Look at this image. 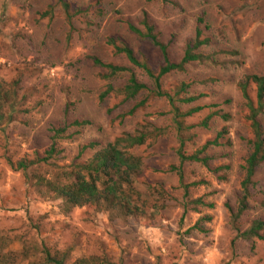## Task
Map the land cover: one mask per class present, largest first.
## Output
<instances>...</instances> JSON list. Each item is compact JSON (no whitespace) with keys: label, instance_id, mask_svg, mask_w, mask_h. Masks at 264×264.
I'll use <instances>...</instances> for the list:
<instances>
[{"label":"rangeland","instance_id":"obj_1","mask_svg":"<svg viewBox=\"0 0 264 264\" xmlns=\"http://www.w3.org/2000/svg\"><path fill=\"white\" fill-rule=\"evenodd\" d=\"M62 1L69 5L71 20L57 0H0V93L8 98L0 122V249L11 251L15 264H27L25 255L42 258L44 248L53 254L70 251L68 264L83 257L98 264H264V233L263 239L238 236L228 209L238 202L240 165L250 152L252 136L238 83L249 74L264 75V0ZM50 5L54 6L53 17L41 19L38 13ZM143 12L162 41L172 40L168 49L172 61L181 59L197 26L210 38L201 48L208 60L192 62L185 72L163 79L169 92L185 81L191 83V94L204 95L192 106L218 105L185 122L197 123L218 110L230 116L223 120L218 115L209 127L195 128L196 138L185 147L192 153L217 132L227 131L222 145L207 151L217 156L212 167L227 168L214 174L200 163L184 167L186 182L205 181L191 188V197H203L213 204L186 217L178 176L167 172L178 163L168 101L150 100L144 110L121 122L119 115L135 104L117 107L121 101L117 91L129 73L105 79L102 74L107 70L92 60L98 57L105 63L130 66L125 57L113 54L109 45L113 39L130 46L154 67L160 66L161 51L128 27L129 22L139 25ZM109 84L116 92L101 100ZM147 120L163 127L164 134L130 150L142 156L144 163L135 182L144 192L139 204L148 206L146 215L113 219L96 205L67 211L62 198L42 183V179L70 171L74 163L87 161ZM261 120L264 124V116ZM74 121L88 123L71 125L54 139V130ZM54 142L59 152L47 164H34L25 173L14 168L24 159L45 157ZM88 143L97 145L77 159ZM255 179L257 190L242 218L243 226L264 217V166ZM159 185L171 194L169 200L150 197L153 191L148 188ZM202 215L211 220L201 223L204 230L200 231L193 226Z\"/></svg>","mask_w":264,"mask_h":264},{"label":"trees","instance_id":"obj_2","mask_svg":"<svg viewBox=\"0 0 264 264\" xmlns=\"http://www.w3.org/2000/svg\"><path fill=\"white\" fill-rule=\"evenodd\" d=\"M161 1L167 2L168 0ZM57 2L62 3L67 19L71 20L73 14L70 13L69 5L62 0H57ZM53 13L54 6L50 5L46 10L39 12L38 15L41 19H45L52 18ZM198 22L202 23L203 19L199 18ZM128 27L132 33L143 40H148L161 51L163 63L160 66L154 67L145 57L139 58L130 46L124 42L118 44L113 39L109 41L113 54L125 57L130 66L105 63L98 57H92V60L95 65L107 70L106 73L102 74L105 79L116 77L119 73H129L126 83L117 91L121 96V101L117 107L130 102H135V104L119 115L121 122L127 117L144 110L150 100L166 99L168 101L169 111L167 113L171 115L173 128L176 133L178 146L175 154L178 163L172 164L167 169V172L175 173L178 176L180 187L184 191L186 201L181 204L183 217H186L190 212L201 213L202 207H213V204L206 203L203 197L192 198L190 191L191 188L204 184L205 181L186 182L184 167L187 163H200L214 174H218L220 170L227 168L228 166L225 167V165L212 167V162L217 159V156L207 154L210 147L222 145L221 140L225 138L227 131L223 129L217 132L213 139L207 140L192 153H189L185 147L196 138V133L193 131L195 128L209 127L211 120L218 115L223 120H229L230 116L227 113L220 115L219 110L211 111L206 114L203 120L187 124L185 122L187 118L201 113L209 107H217L218 105L192 106L204 95L191 94V83L185 81L180 82L174 92H169L164 86L163 79L174 72H185L187 65L192 62L208 60L209 56L202 53L201 48L210 43V38L205 37L203 31L197 26L195 38L187 43L183 56L178 62H175L170 59L168 52L172 40L164 42L159 38L154 31V26L149 22L146 12H143V18L139 25L129 22ZM143 78H146V80H143ZM251 86H254L253 94ZM238 87L245 100L246 114L244 118L248 122L252 136L248 140L250 152L240 165L242 177L237 205L236 207L228 206L231 217L230 224L232 229L237 232V235L243 239H263L264 217H255L246 226H243L242 218L247 210L250 209V201L257 190L258 182L255 179L257 170L264 166V124L261 120V117L264 116V75H246L243 80L239 81ZM115 92L116 89L109 84L105 91L101 93L100 99L104 100ZM143 93H146V96L139 99ZM6 99H8L7 94L2 95L0 93V122L4 117L1 110ZM184 105H189L190 107L187 110H183L182 106ZM87 123V121H74L72 124L56 129L54 130V139L65 133L71 125L81 126ZM163 134V127L147 120L138 125L133 132H124L116 137L112 143L96 151L87 161L74 163L70 171L54 175L51 179H42V183L46 185L50 193L62 198L67 211H71L76 207L96 205L107 211L113 219L116 217L146 215L148 206L145 207V205L139 204L142 201L144 192L138 189L135 182L136 177L142 171L144 163L142 156L135 155L130 150L145 145L148 140L155 141ZM96 145L97 143L84 145L77 159L81 158L88 149L95 148ZM58 152L59 150L54 142L50 149L46 151L45 157H36L35 160L24 159L19 161L16 166H12L16 170H21L25 173L34 164H47ZM221 178L225 179V177ZM148 189L153 191V193H150V197L157 195L156 197H159L162 201L171 198V194L163 188V185H159V188ZM210 220L211 217L209 215H202L193 228L200 231L204 230L201 223L210 222ZM42 252V258L25 255L23 260H28L27 264H68L70 251L53 254L49 249L44 248ZM11 261H13L11 251L0 249V264H15ZM73 264L98 263L93 258L83 257ZM107 264L113 263L109 262Z\"/></svg>","mask_w":264,"mask_h":264}]
</instances>
